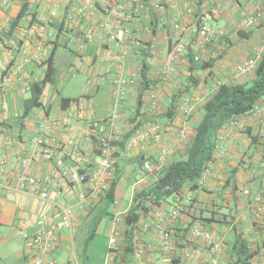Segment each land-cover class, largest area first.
I'll return each mask as SVG.
<instances>
[{"label":"crops","instance_id":"1","mask_svg":"<svg viewBox=\"0 0 264 264\" xmlns=\"http://www.w3.org/2000/svg\"><path fill=\"white\" fill-rule=\"evenodd\" d=\"M6 1L7 3L3 4L0 0V23L5 29V33L0 35V75L10 72L12 65L20 63L25 57L37 55L38 59L13 74L11 84L0 94V130H4L10 138L9 141L0 143V156L6 155L8 158L6 169L0 174V264H32L24 256L23 233H33L37 229V219L50 217L55 213V207L47 204L38 208L34 195L19 191L15 180L18 172L24 171L41 180L50 177L51 181L45 184L49 200L58 206L70 205L73 208V228L61 230L60 248L47 253L49 258L56 260L68 245L69 239L72 243L73 232L86 220H109L106 230L108 238L112 230V220L117 217L123 220L133 204L135 186L139 178L137 168L142 159L147 156L156 166L160 165V144L147 140L141 148L127 147L125 142L129 132L123 131L122 139L117 144L111 195L107 196V191L97 200L87 199L82 208L76 203V195L83 185L70 182L66 169L56 166L54 161L47 162L39 157H33L28 166L23 168L20 165L21 158L31 153L30 140L39 133L40 121L44 117H61L68 109L73 112L83 110L85 118L71 117L69 120L70 135L75 139L78 152L64 148V164L82 172H89L93 168L98 160L96 133L104 130L102 121L109 116L113 108L112 93L116 68L112 60L118 54V48L106 38L105 31L100 28L104 17L98 11L97 4L106 0ZM157 1L167 4V20L177 10H184L188 6H194L195 12L203 7L213 10L215 13L211 25L221 26L226 31L223 38H215L202 50L195 48L192 32L183 34L187 49L194 54L198 53L201 59L210 65L205 71L194 74L198 78L197 85L187 90L186 95L182 94V97L191 99L194 95H199L202 101L213 91L216 82H230L240 78L235 75V68L240 61L253 54L259 45L260 36L264 32V14L251 29L241 30L238 24L246 14L253 12L260 0H237L240 4L238 9L224 6L221 0ZM125 12L131 35L143 37V27L155 16L151 2L146 0L144 8L139 12H134L128 7H125ZM17 17L19 18L15 22ZM178 18L186 24L193 22V15H186L185 12ZM41 26L43 34L39 36L38 29ZM107 26L112 30L120 27L114 20H109ZM86 33L93 35V41L80 47ZM9 38L17 41V48L4 47V40ZM177 38L178 34L173 33L169 26L159 32L156 55L145 58L148 69L158 67L167 47ZM67 51L72 52L73 56H66ZM142 58V50L130 52L124 64V76L128 75L134 65H142ZM48 59L52 61L55 69L53 82L45 84L40 96L41 106L32 108L24 116L22 101L29 97L30 91L21 93L19 88L26 82L40 81L45 73L44 62ZM60 60H64L67 70L65 74H57L56 77L55 66ZM186 66L184 57L179 63V73L172 84L158 87L161 101L157 111L147 110L144 103L146 90L142 89V85L126 88L125 96L117 106L120 125L130 121H136L137 126L150 121H170L175 129L186 125L193 133L194 125L201 115L198 103L191 105L192 112L188 116H184L180 111L181 101L177 114L173 117L164 115L170 104L171 94L176 89V83L178 82L180 88H184L181 82L189 78ZM79 73L85 77V81L75 96L72 90L68 89V92L64 87L65 77ZM241 119L243 127L221 140L224 154L218 156L215 152V158L209 165L210 173L204 184L196 190L185 188L180 195H171L140 220H166L167 225L171 227H186L201 220L210 230L223 234L226 238L229 233L233 234L232 227L241 232L249 229L261 236L258 243L259 247L262 246L264 212L260 218H255L249 208L252 194L256 192L262 194L264 201V152L261 145L252 144L250 139L251 135H256L261 122L252 112L244 114ZM57 131L52 130L53 133ZM169 141V134L164 133L162 145H167ZM184 146L185 144H177L170 151L166 164L180 156L184 152ZM160 169H154L151 175L155 176ZM244 189H248L249 194H243ZM185 197H190L189 205H192V211H186L177 218L170 217L169 209L177 200L184 202ZM121 229L123 233L118 237L119 250L115 261L118 264H131L134 262L132 249H126V246L132 244V239L128 241L124 236V225ZM132 234L133 231L131 236ZM105 258L107 245L101 261ZM228 259L229 256H225L223 264Z\"/></svg>","mask_w":264,"mask_h":264},{"label":"built area","instance_id":"2","mask_svg":"<svg viewBox=\"0 0 264 264\" xmlns=\"http://www.w3.org/2000/svg\"><path fill=\"white\" fill-rule=\"evenodd\" d=\"M149 1L155 15L158 16V20L154 22L155 24L149 22L148 25L143 27V37L132 36L129 32L130 24L126 20L125 7L134 12H139L144 8L146 0H106L97 4L98 11L104 17L100 28L105 31L106 38L118 48V54L112 60L116 68L112 93L113 108L109 116L102 121L104 130L96 133L98 160L93 168L89 172H82L76 168L66 167L63 160L62 151L64 148L73 149L74 152L76 151L75 153L78 152L75 139L70 135L69 120L71 117L84 119L85 112L81 109L75 112L68 109L64 115L57 118L44 117L38 125L39 133L30 140L31 153L21 158L20 165L23 168L28 166L33 157H39L47 162L54 161L56 166L66 169L70 182L83 185V188L78 190L76 195V203L80 208L84 206L87 199L97 200L110 189L115 175L117 144L122 139L123 131L129 132L125 142L127 147L137 146L141 148L147 140H151L154 144H160L158 150V163L160 165L156 166L152 159L147 156L142 159L137 168L139 178L135 186V192L149 183V177L153 170L166 163L170 151L177 144H186L193 136L186 125L175 129L170 121L166 123L150 121L139 126H137L136 121H130L124 125L119 123L118 103L124 98L126 88L140 87L143 76L142 65L140 64L134 65L128 75L124 76V64L130 52L142 50L147 53L148 57H153L157 53L159 32L169 26L173 33L178 34V38L167 47L158 67L147 70V76L153 78L154 82L152 86L145 89L144 103L147 110L154 112L159 110L160 107L159 88L164 84H172L179 73V63L183 61L188 52L183 34L188 31L193 33L194 46L198 50L206 48L215 38H223L226 34L223 27L211 25L215 13L213 10L203 7L195 12L194 6H188L184 10H177L167 20L165 17L168 11L167 4L157 0ZM221 1L224 6L240 8L237 0ZM2 3L6 4L7 1L2 0ZM184 12L186 15H193L192 24H186L178 18ZM263 14L264 0H260L254 7L253 12L244 16L238 24V28L248 30L255 27ZM109 20L118 22L120 27L117 30L109 29L107 26ZM38 30V35L42 36L43 26L39 27ZM4 33V26L0 23V35ZM92 41L93 35L86 33L80 47ZM17 45L18 43L14 38L4 40L5 48H17ZM263 46L264 32L260 36L259 45L255 48L254 53L237 64L235 68L237 77H245L254 72ZM200 58L201 56L198 53L194 54V60ZM37 59V55L25 57L20 63L12 65L10 72L0 75V94L11 84L13 74L21 71L24 65L33 63ZM31 83L26 82L22 85L19 88L21 93L28 92ZM216 84L218 85L220 82H216ZM200 101L201 97L199 95H194L191 99L183 96L180 111L184 116H188L192 112L191 105ZM251 112L258 116L261 122L256 136L264 152V101L255 105ZM241 127H243L241 116L231 118L226 122L221 129L220 140L215 151L216 155L222 156L224 154L221 140ZM53 129L58 131L53 133ZM164 133L170 136L167 145H162ZM9 139V135L1 129L0 143L4 140L9 141ZM7 162V156L1 155L0 174L4 173ZM209 173L210 166L208 165L199 179L200 186L204 184ZM15 180L19 191L30 193L36 197L38 208H42L47 204L55 207L53 215L48 218L37 219V229L33 233H23L25 258L30 260L32 264H57L56 260L47 256V253L60 248L59 233L61 230H71L73 228V208L70 205L58 206L49 200L45 184L51 181L50 177L41 180L34 175L21 171L17 173ZM243 194H249V190L244 189ZM184 200V202L177 200L169 209L170 217L177 218L186 211H192L193 207L189 205L190 197H185ZM249 208L252 209L255 218L262 216L264 201L260 192L252 194ZM156 214L160 216L159 213ZM122 225L123 220H120V218L117 217L116 220H112V230L107 238V258L93 264H118L115 259L119 250L118 237L123 233ZM242 236L247 239V248L252 253L250 264H264V243L260 247L258 243L261 236L249 229H244ZM131 247L134 257V262L131 264H223L229 250V245L224 242L223 237L210 230L201 220L186 227L168 226L166 220H139L133 227Z\"/></svg>","mask_w":264,"mask_h":264},{"label":"trees","instance_id":"3","mask_svg":"<svg viewBox=\"0 0 264 264\" xmlns=\"http://www.w3.org/2000/svg\"><path fill=\"white\" fill-rule=\"evenodd\" d=\"M157 20L158 16L155 15L150 22L154 23ZM142 56L143 76L141 85L142 89H147L154 81L147 76L148 64L145 58L148 55L142 51ZM185 59L187 61L185 70L189 78L183 83L181 82L184 88H180L178 82L176 83V89L171 94L170 104L164 114L167 117H173L177 114V107H179L182 94L186 95L187 90L197 85L198 78L194 74L205 71L210 65L209 62L201 58L194 60V53L190 50L186 53ZM44 63L45 73L43 78L30 84V95L22 101L24 116L32 108L41 106L40 96L43 88L46 83L53 82L55 69L52 61L48 59ZM67 101L69 100L67 99ZM262 101H264V46L251 75L241 77L235 81L216 84L210 95L198 102L201 115L194 125L191 140L184 146V152L168 161L167 164L162 165L155 176L151 175L149 177V183L134 193L133 204L123 217L124 236L128 241L133 237L131 233L134 225L142 217L147 216L153 207H159L171 195H180L185 188L188 190L199 188L198 182L203 170L214 160L222 127L231 118L240 117L251 112L255 105L261 104ZM250 139L252 144L260 145L256 135H251ZM112 186L113 184L108 190L107 196L111 195ZM232 228L233 236L231 238H226L223 234L218 233L223 237L224 242L229 245V259L225 264H250L252 253L247 248V239L242 236V232L237 228ZM126 249H132L131 245L126 246Z\"/></svg>","mask_w":264,"mask_h":264},{"label":"rangeland","instance_id":"4","mask_svg":"<svg viewBox=\"0 0 264 264\" xmlns=\"http://www.w3.org/2000/svg\"><path fill=\"white\" fill-rule=\"evenodd\" d=\"M66 56H73L72 52H66ZM64 60H60L56 64V77L57 74L66 72V64ZM85 77L80 73L65 77L64 87L72 90L75 96L78 90L83 85ZM66 91V90H65ZM69 92V91H68ZM109 104V102H108ZM109 220H86L79 228L73 232L72 243H69L57 256V264H93L101 261L105 255L107 245L106 230ZM64 234H66L64 232ZM67 235V234H66ZM233 236L232 233L228 234V238ZM74 247V249H72Z\"/></svg>","mask_w":264,"mask_h":264},{"label":"water","instance_id":"5","mask_svg":"<svg viewBox=\"0 0 264 264\" xmlns=\"http://www.w3.org/2000/svg\"><path fill=\"white\" fill-rule=\"evenodd\" d=\"M87 264V263H86Z\"/></svg>","mask_w":264,"mask_h":264}]
</instances>
